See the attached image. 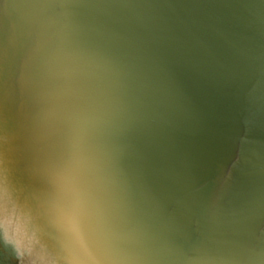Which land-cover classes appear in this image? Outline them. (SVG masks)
<instances>
[{
  "label": "water",
  "instance_id": "95a60500",
  "mask_svg": "<svg viewBox=\"0 0 264 264\" xmlns=\"http://www.w3.org/2000/svg\"><path fill=\"white\" fill-rule=\"evenodd\" d=\"M0 264H264V0H0Z\"/></svg>",
  "mask_w": 264,
  "mask_h": 264
}]
</instances>
